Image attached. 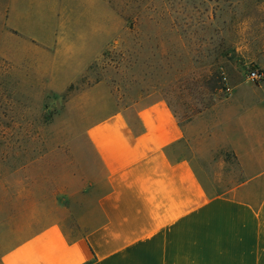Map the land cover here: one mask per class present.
I'll list each match as a JSON object with an SVG mask.
<instances>
[{
	"label": "crops",
	"instance_id": "obj_1",
	"mask_svg": "<svg viewBox=\"0 0 264 264\" xmlns=\"http://www.w3.org/2000/svg\"><path fill=\"white\" fill-rule=\"evenodd\" d=\"M25 4L42 10L38 20L29 21ZM66 4L95 14L103 0H0V23L51 50V65L66 54L78 75L118 23L99 14L63 32L52 18ZM213 111L183 124L157 100L94 120L83 133V176L70 181L77 190L0 264H264V79L236 86Z\"/></svg>",
	"mask_w": 264,
	"mask_h": 264
},
{
	"label": "rangeland",
	"instance_id": "obj_2",
	"mask_svg": "<svg viewBox=\"0 0 264 264\" xmlns=\"http://www.w3.org/2000/svg\"><path fill=\"white\" fill-rule=\"evenodd\" d=\"M23 7L38 20L42 10ZM95 12L54 10L52 24L63 32L116 15L117 36L78 75L69 56L51 65V50L0 23V254L51 222L77 190L70 181L83 176V133L94 120L157 100L183 124L208 120L236 86H253L249 70L264 72V0H103Z\"/></svg>",
	"mask_w": 264,
	"mask_h": 264
},
{
	"label": "built area",
	"instance_id": "obj_3",
	"mask_svg": "<svg viewBox=\"0 0 264 264\" xmlns=\"http://www.w3.org/2000/svg\"><path fill=\"white\" fill-rule=\"evenodd\" d=\"M263 79H264V73L256 68L249 70L246 76L247 82L253 86L257 85ZM225 91L230 92V89L226 87Z\"/></svg>",
	"mask_w": 264,
	"mask_h": 264
}]
</instances>
